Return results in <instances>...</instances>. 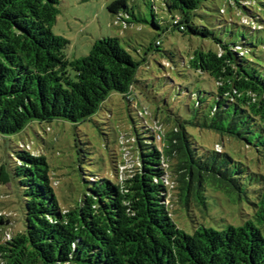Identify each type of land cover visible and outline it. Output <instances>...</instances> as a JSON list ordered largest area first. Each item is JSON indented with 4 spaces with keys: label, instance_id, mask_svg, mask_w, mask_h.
<instances>
[{
    "label": "trees",
    "instance_id": "1",
    "mask_svg": "<svg viewBox=\"0 0 264 264\" xmlns=\"http://www.w3.org/2000/svg\"><path fill=\"white\" fill-rule=\"evenodd\" d=\"M204 1L161 0L176 16L170 28L209 37L207 28L194 23ZM228 5L245 19L249 26L240 25L249 33L264 31L253 0H228ZM119 8H126L123 0L108 11L115 14ZM151 10L156 16L154 3ZM57 15L58 0H0L1 136L18 134L34 121L76 125L112 94L127 105L136 97L141 62L115 38L98 39L87 56L69 60L68 41L51 32ZM152 27L160 29L154 20ZM214 42L218 50L194 52L189 68L210 77L215 90L204 93L206 100L194 98L187 119L169 112L165 133L138 113L139 130L133 127L130 133L137 166L121 180L94 176L90 188L63 208L44 156L20 147L9 157L14 166L0 159V198L3 188L14 192L19 218L12 230L7 216L0 215V264H264V65L255 62L253 43ZM199 132L250 153L255 170L230 150L204 148ZM210 192L246 203L250 215L238 227H204ZM170 197L179 209L197 213L195 222L190 220L192 234L172 218Z\"/></svg>",
    "mask_w": 264,
    "mask_h": 264
},
{
    "label": "rangeland",
    "instance_id": "2",
    "mask_svg": "<svg viewBox=\"0 0 264 264\" xmlns=\"http://www.w3.org/2000/svg\"><path fill=\"white\" fill-rule=\"evenodd\" d=\"M115 1L119 0H58V15L51 32L68 41L66 56L69 60L87 56L98 39H118L132 58L141 62L134 84L136 97L132 95L134 99L128 103L131 109L120 95L112 94L92 117L79 124L62 120L34 121L18 134L0 135V159L3 162L14 166L9 157H15L20 147L46 158L51 187L63 208L72 206L90 188L88 181L94 176L121 180L137 166V153L130 133L133 127L139 130L142 119L138 118V113H142L148 126L165 133L169 127L163 119L169 112L187 119L194 98L206 100L204 93L215 90L210 77L201 76L189 68L194 52H216L218 46L214 40L241 44L244 39L247 44L257 46L250 51L256 54L255 62L264 65L261 50L264 31L249 33L243 28L240 22L249 25L235 8L228 5V0H205L197 10L194 23L209 30L207 38L171 29V18L176 17L175 13L170 16L161 0H123L126 8H119L112 14L108 6ZM253 1L256 4L253 10L259 8L257 12L264 18V0ZM153 3L156 16L151 10ZM152 20L160 29L152 27ZM156 42H159V47L154 49ZM251 57L247 55V58ZM197 139L207 150H230L239 154L237 157L244 165L255 170L256 163L250 153L233 142L219 140L218 136L206 132H199ZM171 191L174 195L175 191ZM1 193L0 215L7 216L11 222L7 229H17L19 218L12 203L15 194L7 187L1 189ZM207 203L208 218L201 222L206 228L223 230L228 225L238 227L251 213L246 203L234 204L220 192H210ZM168 204L178 228L192 234L195 223L190 220L195 222L197 213L179 209L173 197Z\"/></svg>",
    "mask_w": 264,
    "mask_h": 264
},
{
    "label": "built area",
    "instance_id": "3",
    "mask_svg": "<svg viewBox=\"0 0 264 264\" xmlns=\"http://www.w3.org/2000/svg\"><path fill=\"white\" fill-rule=\"evenodd\" d=\"M176 22L174 21L173 24H175Z\"/></svg>",
    "mask_w": 264,
    "mask_h": 264
}]
</instances>
